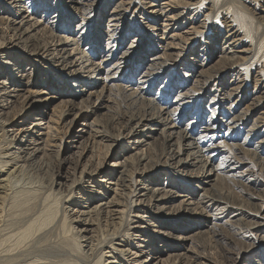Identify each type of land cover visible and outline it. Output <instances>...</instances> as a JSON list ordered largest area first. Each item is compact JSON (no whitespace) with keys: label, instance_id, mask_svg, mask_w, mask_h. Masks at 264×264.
<instances>
[{"label":"bare ground","instance_id":"bare-ground-1","mask_svg":"<svg viewBox=\"0 0 264 264\" xmlns=\"http://www.w3.org/2000/svg\"><path fill=\"white\" fill-rule=\"evenodd\" d=\"M0 1H2L0 9L6 14L0 16V24L5 25V33L10 34L6 41L0 40V52L5 49L15 50L19 43L20 49L25 52L28 58L29 56L32 58L41 57L53 72L62 77L63 81L67 79V83L71 86L78 87L75 92L78 93V97L82 98L80 102L87 100L82 107L71 104V101H68V106L62 102L49 115L48 124L44 128L47 131L38 133L40 136L34 138L31 134L35 131L39 132V122H28L29 125L33 124L32 128L35 130H29V126L23 130L15 126L17 124L16 117L23 118L32 106L28 102L29 97L44 92V99L49 100L56 95H63L66 91L60 93L50 84L41 82L38 85L33 79V75L30 77L20 75V79L16 80L14 75L12 77V73H8L9 85H4L0 81V113L3 115V117L0 116V222L3 219L6 202H8L6 199L12 195L8 192L11 184L10 179L24 167L23 165L21 167L18 162L35 164L33 160L37 158L38 154H42L44 158L46 155L44 151L51 150V147L60 149L61 147L56 145L57 142L59 141L60 146H63L72 136L69 127L75 124L78 118L84 117L85 119L90 113L96 112L99 116H95L94 121L83 124L87 130H83L84 128L77 130V132L87 133V139L90 138L91 143L89 149H85L82 142L78 146L80 140H76L77 144H73L74 148H78L77 162L75 161L76 165L73 167V179L68 185L67 193H60V202L69 205L68 210L72 212L74 220L83 227V230L96 225L93 215L95 213V216L102 215V218H105L106 222L108 221L113 230H115V225L124 221L122 218L126 216L129 209L138 213L134 212L133 215H128V217H132L127 219V227L132 231H129L126 237L121 238V235L118 237L116 232L106 233V237L110 236L109 241L102 245L96 244L98 247L95 249L98 253L96 259L93 258L95 261H92V264H163L162 262L165 261L167 264H183L184 262L195 264L194 259L198 258L206 259L211 264H253L254 260L256 262H260L258 259L264 261L262 253L258 259L254 258L257 257V251L253 243H250L249 237L245 235L240 238L239 235L243 228L239 224L236 225L238 220L231 219V221L228 219L229 216L226 218L228 214L230 217L232 214L237 215L247 207L253 208L251 214L255 217L263 218V202H261L262 204L246 203L245 205L242 201L238 202L232 196H228L222 190V184L226 180H242L239 183L243 182L244 184L240 188H243L244 185L248 186L246 185L248 182L254 185L264 182V158H257L256 152L248 149L250 145L248 137H255L256 132L259 131L256 125H253L249 128L250 132L247 135L242 134L240 127L245 122V115L242 116L241 111L240 115L234 112L237 110L238 99L234 101L232 95L223 91L224 87L229 88L230 84L220 82L226 75H230L237 83L239 80L235 81V79H239L242 73V68L238 66L247 63V60H244L241 55L232 52L231 49L236 47V43L224 40L222 49H217L214 45L211 51H207V56H202L200 59H198L200 56L194 57L193 60H197L199 63L198 65L193 64L192 67L188 66L186 70L188 72L199 66V72L202 73V67L215 56L219 60L222 58L226 61L225 63L221 59L219 65L215 66L216 69L205 75V79L194 78L192 72L191 74L184 72V79L178 80L174 72L176 69L182 68L183 61L191 50L188 49L187 52V49L182 47L178 51L172 52L174 47L169 44V46L160 48L161 54H157V45V48H151V43H149V47L143 48V42L145 39L147 40L144 30L136 28L130 22L126 23L122 4L115 0H54L53 5H49V0ZM151 6L153 3L139 0L135 9L145 11ZM154 6H161V3L156 4L155 2ZM220 11L224 14L221 16L223 22L231 30L234 24L228 25V21H231L228 16L229 11L225 8ZM167 13L166 10L164 16L173 20L175 16H168ZM216 13L218 14L214 15L218 16L219 12ZM201 23H205V28L209 30V27H206V20ZM0 31H3V28L0 27ZM192 32L195 36V33H200L196 28ZM240 33V30L235 28L228 36L235 37ZM201 36L209 38L210 35L202 33ZM241 40L245 41L243 38ZM7 43L12 44L11 47H7L9 45ZM236 48L233 50L237 51ZM192 53L195 51L192 50ZM12 60L20 63L19 59L12 58ZM14 69L17 70L16 66ZM163 75L166 76L164 83L160 86L163 91H157L154 97L148 96L147 93L151 91L152 85L163 80ZM214 79L216 80L215 84L217 83L219 97L207 99V104L204 105L205 102L203 103L200 97L210 92L212 88L209 89V85ZM218 85L223 86L221 88ZM237 85L236 88H241L240 84ZM168 86L172 87L167 90ZM165 90L168 94L164 92ZM192 92L199 99L191 97ZM113 96L120 97L123 107V109L120 108V111L112 112L109 107L108 102L113 99ZM171 96H173L172 100ZM205 109L209 111L207 119L203 118L206 114ZM220 112L222 116L217 117ZM200 115H202V122L198 120ZM187 117L188 120L182 127V122ZM7 126H15L13 133L18 130H22V132L28 130L30 135H22L20 140L15 135L13 139L7 140L8 136L5 137ZM38 128L39 130H37ZM224 131L227 132L226 139L230 141L229 143L234 144L233 148L226 152H223L213 142L215 136ZM155 134L156 136H154ZM75 136L82 138L83 135ZM95 139L111 141V144L103 145L106 147L103 160L98 159L94 164H91L88 159L90 155L87 157V152H92ZM261 142H264V138ZM261 142L255 145L256 148L261 145L264 147V143L261 144ZM121 143L127 145L126 151L133 153L123 156L125 164L117 162V160L107 163L106 158L110 156L119 158L120 154L115 152L113 147L120 146ZM12 144L18 145L16 149ZM160 146L162 149H159ZM84 156L86 159L80 163ZM54 162L56 166H61L68 161L55 160ZM117 171L119 173L118 180L115 176ZM161 171L182 177L190 184L194 183L192 185L194 192H201L198 193L201 195L198 200L192 194L176 195L180 197L182 216L187 218L194 216L198 221L197 223L192 222V228L179 226L177 219L180 216L166 209L165 203L170 196L162 192L159 182ZM49 183L51 185L52 180ZM93 184L95 189H86ZM135 185L138 187L135 188ZM120 186L122 189L119 188ZM127 186L134 187L133 189L128 188L129 196H131V203L128 204L124 201L123 203L119 198L121 190ZM110 192H113L117 197L110 196L111 198H109ZM57 196H52V202L48 203L49 205L45 204L46 207H43L45 209L38 211L39 213L35 214V217H32L27 225L13 231L12 235L9 232L10 236L8 235L4 242V248L0 249V257L4 259L11 257L12 255L9 253L11 250L15 251L19 246H26L25 243L29 238L49 223V220H52L50 218L56 215V206L57 203L59 204ZM92 203L94 205H91ZM144 203L145 205H143ZM32 204L34 205L31 207L25 205V211L35 213L34 211L37 210L35 206L38 203ZM250 204L252 206H249ZM23 205L24 203L19 201V203H12L11 207H16L14 210H18L17 207ZM139 206H143V209L138 208ZM18 211L21 213L20 210ZM25 211L22 213L23 217H26ZM246 211L250 212L248 209ZM31 213H29L30 216ZM62 217L61 221L65 232H70L66 214H63ZM95 220L97 219L95 218ZM200 225H205L211 234L213 233L210 237H214L213 240L210 238L205 246L201 245L203 250L208 251L207 254L198 250L199 240H195L193 237L195 232H191L193 229H198ZM225 225L228 226L227 228L230 227V230L224 228ZM237 234L239 235L235 236ZM227 237L230 238V242L234 243H232L233 246L229 245ZM135 239L136 241L133 243L132 240ZM178 241L181 244L178 245ZM187 241L189 244H186ZM7 243L9 244L6 245ZM126 246L134 249L133 252L129 253V248H125ZM105 248L109 250L107 251ZM145 250H148L149 254L146 258L141 259V254ZM73 252L76 253L74 249ZM188 252L190 254H187ZM198 252L203 254L199 255ZM109 253L114 255L111 260L104 258L111 256ZM117 254H121V257L117 258ZM129 254H132L130 256L133 257L129 258ZM213 254L219 256L220 259L216 261L214 256L212 257ZM212 258L215 262L212 261ZM262 262L260 264H264Z\"/></svg>","mask_w":264,"mask_h":264},{"label":"rangeland","instance_id":"rangeland-1","mask_svg":"<svg viewBox=\"0 0 264 264\" xmlns=\"http://www.w3.org/2000/svg\"><path fill=\"white\" fill-rule=\"evenodd\" d=\"M115 1L122 4V10L125 11V15H126L125 16L126 23L130 22V24H132L136 28L144 30V34H146L145 36L147 40L145 39V42H143V48L149 47L148 45L149 43H151V48H157L156 47L157 45L158 46L157 54H161L160 48L169 46V44L172 45L171 47H174L172 52H176L182 47L183 48L185 47L187 49V52H188V49L191 50V52H188L187 58L184 59L183 61L184 64L183 66H181L182 68L176 69V71L174 72V74L177 75L178 80H180V78L184 79L183 78L184 72H187L188 74H191L192 72L193 75L195 76L194 78L205 79L206 78L205 75H208L213 70H215L216 69L215 66L219 65V61L222 58H220L219 60L217 56L213 57L211 61L207 62V64L204 67H202L203 69L202 73L199 72L200 71L199 66L196 68L194 67L195 70L188 72L186 71L188 66L192 67L193 64L196 63L198 65L199 63L197 60H196L197 62L193 60L194 57L197 55V57L200 56L198 58L200 59L202 56L204 57L207 56L208 54L207 51H211L214 45H216L217 49H222V45H223L222 42L224 40L225 41L230 40L236 43L235 45L237 48L236 47L234 48L238 49L237 50L238 52L236 50H233L234 48L231 49L232 52L234 51V53L241 55L244 60H247V63L243 64L242 66H238L242 68V73L239 76V79H235V81L239 80L237 83L233 81L234 78L233 76H230V75H226L224 79H222L220 82L223 84H230V86L235 89L233 90L229 86L230 89L224 87L223 91L232 95L233 96L232 98H234L233 99L234 101L238 99L237 100V104H238L237 110H234V112L240 115V111H241V113H243L242 116L245 115V118H244L245 122L240 127L242 134L244 136L247 135L250 132L249 128L253 125H256L259 132H256V134L254 135L255 137L252 136L253 133L251 135L252 137H248L250 140V145L248 146V149L255 151L257 158L258 157L264 158L263 145L259 146L258 148H256L257 146H255L259 144V142H261L264 138V0H179V1L178 0H155V1L146 0L150 3H153V6H151L150 9H147L145 11L135 9L137 2L139 0H115ZM1 2L2 1H0V5H2ZM155 2L156 4L158 2L161 3V6H154ZM53 4H54V0H49V5H53ZM223 8L227 9L230 13L228 14V16L230 17L231 21L230 22L228 21V25L229 24L232 25V23L234 24L233 25L234 27L231 30L229 27L227 28L226 26L227 24L225 25L221 17L223 12L220 11V9L223 10ZM166 10L168 11L167 13L168 16H172V15L173 17L175 16L173 20H170L171 19L170 17L166 18V16H164ZM216 12H219L218 16H216L218 14ZM5 15L6 14L2 12L0 9V16H5ZM205 20L207 21L206 27H209V30L205 28L204 26L205 23H201V22H204ZM0 27L3 28V31H0V40L2 39L3 41L4 40L6 41V39H9L10 34L5 33V28H6L5 25L0 24ZM194 28H196L200 32V33H195L196 36L194 35V32H192ZM235 28H238L241 33L235 37L228 36V34L231 33ZM202 33L210 35L209 38H207V36L206 37L201 36ZM242 38L245 39V41L241 40ZM242 41L243 43H241ZM15 42L17 44V41ZM8 44L9 43H7V45ZM11 45L12 44H9L7 47H11ZM16 46H17L16 47L17 49L15 50L8 51V49L7 50L5 49L0 52L1 53L0 54V81H2V84L9 85L10 78L8 77V73H12V77L14 75L16 80L20 79V75L27 76V77H30V75H33V79L36 80L38 85H40V82H41L45 84H50L60 93H63L64 91H66L63 95L62 94L56 95L55 97L49 100L44 99L45 98L44 92H40V93L31 95L29 97L28 102L32 106L28 110L27 114L23 116V118L16 117L17 124H15V126H17V128H20V129L22 128V130L24 128L27 129L28 128L27 126H29L28 128L29 130L30 129L35 130L32 128L33 124L29 125L28 122H31V121L33 123L39 122L40 130L39 128L37 129L39 130V132L35 131L33 134H31L35 138L36 136L39 135L38 133L47 131V130H44V128L46 124H48L49 115L52 113V110L57 108L62 102H65L64 104L68 106L69 105L68 101H71V104H76L75 106L82 107L85 104V101L87 100H85L84 102H80V99L82 98L78 97V93L75 92L78 90V87L71 86L69 83H67V79L63 81L62 77L58 75V73L53 72L52 69L49 68L47 63L43 61L41 57L37 56V57L32 58L29 56L30 58L29 59L28 56L25 54V52L20 49L21 45L18 43V45ZM192 50L195 51V53H192ZM12 58L19 59L20 63L18 64L17 62L12 60ZM253 60H255L256 62ZM224 61L225 60H223V62ZM188 64H191V65H188ZM14 66H16L17 70L14 69ZM223 74H222V78H223ZM164 79H166L165 75H163V80H160L156 84L152 85L151 91H149L147 95L154 97L157 91H163L160 86L164 83L163 82ZM240 79H243V80L241 81ZM215 82H216L215 79L211 81L209 85V89L211 88L212 89L210 90V92L203 94L200 97L203 103L205 102L204 105L207 104L206 102L207 99L209 98L216 99L219 97L218 96L219 91H217L218 87L216 86L217 83L215 84ZM237 84H240L241 88L239 87L236 88L238 86ZM222 86L223 85L219 87L222 88ZM171 87L172 86H168L166 89L168 90V88H171ZM167 90L164 91L166 94H168ZM20 92H22V90H20ZM193 96L195 97V99H199V97H196L197 95H195L194 93L193 95H191V97ZM172 97L173 96H171V100L173 99ZM112 98L114 100L111 99L110 102H108L111 111L117 112L123 109V107L121 106L120 97L113 96ZM195 101H198V100H195ZM205 112L206 114L204 115L203 118L207 119V117H209V111L205 109ZM193 114L195 115V113ZM0 116L3 117L1 113H0ZM95 116H99V115H97L96 112H92L87 117H85V119L84 117L78 118L77 122H75V124L69 127V130L71 131L70 135L72 136L69 138L67 144H63V146H60L61 144L58 143L59 142L58 141L56 145L61 148L58 149V147H51V150L44 151L46 153L44 158L42 154H38L37 158L33 160V162L35 161V164L30 165L22 161L18 162V164H20L21 167L22 165L24 167H22L20 171L18 170L10 179L11 184H10V189L8 190V192L9 194H12V195L9 196L8 199H6V201H8L9 203L6 202L5 211L3 213L4 215L2 216L3 219L0 222V239H1L0 245L2 244V246H0V249L4 248L3 244L4 242H6L9 232H11V235H12L13 231L15 232L16 230L27 225L28 224L27 222H29V220H31L32 217H35L34 216L35 214L37 215L40 211L45 209L43 207H46V205H49L52 202V196L54 195L57 196L58 194L57 197H59L60 193L61 194L67 193V189L69 187L68 185H70L73 179V174H72L73 167L76 165L75 163L77 159L76 155L78 154V151H77L78 148H74L73 144H77L75 141L80 140V142L78 143V146H80L82 142L85 149H89V145L91 143L90 138L87 139V133L77 132V130L80 128H84L83 130H87L83 124L85 122L94 121ZM218 116H222L221 112L218 113L217 117ZM201 118H202V115L199 116L198 120H201L202 122L203 120ZM187 120H188V117L183 120L182 125H181L182 127L184 126V123ZM15 126L6 127L7 134L5 135V137L8 136L7 140L13 139L15 135H16L15 137L18 138L19 140L22 137V135H30V132L28 130H26L25 132H22V130L20 131L18 130L16 133L15 132L13 133L12 131L15 128ZM75 135H78V136L83 135V136L82 138H79ZM226 135H227L226 131L219 132L215 136L214 141H213L216 146L222 149L223 152L229 151V149L233 148L232 146L234 145L233 143H229L230 141L226 139ZM154 136H156V134ZM27 138L29 139V137ZM157 139H160V138H157ZM95 141L96 142L93 143L92 152H87V157L90 155L89 156L90 158L88 159L91 162V164H94V162L98 161V159L103 160V154H105L106 152V147L103 145L111 144V141H106V140L95 139ZM262 143L264 142H261V144ZM12 146H14L15 147L14 149H16L18 145L12 144ZM113 149L115 150V152H118L120 154L118 156L119 158L116 159L115 157L110 156L109 158H106L107 163L117 160V162H122V164H125L123 156H128L129 154L133 153L132 151H126L127 145L125 143H121L120 146H115L113 147ZM159 149H162L161 146ZM84 159H86V156H84L83 159H81L80 163H82ZM55 160H62V161L67 160L68 162H65L61 166L60 165L56 166L54 162ZM115 176H116V180H118L119 178L118 171L115 173ZM51 180L53 184L51 183L50 185L49 181ZM239 181H242V180H239ZM239 181H235V180L224 181L222 184V190H224L228 196H232V198L236 199L238 202L242 201L245 205L246 203H255V204L257 203L258 204L261 202H263L264 204V182H262L261 184H257V185L250 184L248 182L246 184L248 186L244 185L243 188H240V186L244 183L243 182L239 183ZM159 182L161 183L162 192L166 193L167 196H170V198L165 203L166 209L170 210L171 213H174L180 216L177 219V223L179 226L187 227L189 229L192 228L191 226L192 222L197 223L198 221L195 219L194 216H190L188 218L182 216L183 214L182 204L179 202L180 197L176 195L178 194L191 195L192 194V196H194L195 199L198 200L201 196V195H198L200 191L194 192L195 190L192 188V185H194V183L190 184L189 182H186V180L183 179L182 177H179L177 175H174L173 173L171 174V173H167L164 171H161ZM134 187L136 188L138 187V185H135ZM134 187H130V188L133 189ZM91 188L95 189L96 187L93 184L92 186L87 187L86 189L93 190ZM119 188L122 189L121 186ZM128 188L129 186L123 187V190H121L119 194V198H121L120 200L122 202L123 201L126 202V204L131 203V200H130L131 196H129L130 188L129 189ZM22 191L24 192L22 193ZM244 191L246 192L244 193ZM124 193H125V196H124ZM24 195L25 196L28 195V197H25ZM33 196L34 198H32ZM108 196L109 198L113 196L117 197V195H115L113 192H110ZM125 198H128V199H125ZM14 200L18 203L19 201L20 203H24L23 206L17 207L19 208L18 210H20L21 213L18 210H14L16 207H11L12 203H16ZM22 201H25V202H22ZM26 201H29V202L26 203ZM30 201H33V202H30ZM34 202H37L39 204L35 206L37 207L35 208L37 209L34 211L35 213H31L30 211H25L24 209L25 205L28 207L29 206L31 207L34 205L32 204ZM58 202L60 206L57 203L56 215H54L53 218L52 217L50 218L52 220H49L50 221L49 223H47L43 228L36 231L29 238V240L27 239L28 241L26 243L24 242L26 246L24 245H22L23 247L19 246V248L15 249V251L11 250L9 252L10 255H12L11 257L5 258V259L3 257H0V264H90V263L92 264L95 261L94 259H96V256L98 253L97 249H95L98 247V245L96 244L100 243L102 245L103 243H106L109 241L110 236L106 237V233L116 232L115 234H117L118 237L120 235H121V238L126 237V235L129 234V231H132L128 229L127 227V222H128L127 219L132 217V216L128 217V215L130 214L133 215L134 212L138 213L137 211L133 212V209H131L132 210L131 212V210L129 209L130 211L128 210L126 216L122 218V220L124 221L122 222L120 221V224L115 225L114 227L115 230H113V228L108 224V221L106 222L105 218H102L103 217L102 215L95 216L96 214L95 213L93 215L97 219L95 220L94 218V223L96 225H92L88 227L86 230H83V227L80 226V224L77 223L76 220H74V217H73L74 215H71L72 212L68 210L69 205H67V203L65 202L61 203L60 197L58 198ZM91 205H94V204L92 203ZM143 205H145V203ZM249 206H252V205L250 204ZM117 208L120 209V207H117ZM138 208L143 209V206H139ZM247 209L250 211L249 213L246 211ZM247 209L244 208L237 215L232 214L231 217L228 214L226 218L229 216L228 219L230 220L231 219L233 221L238 220V222H236V225L239 224V226H241L244 229V231L243 229H241V234L240 235L237 234L235 236L239 235L241 236L240 238H242L243 236L246 235L247 237H249L248 239L250 243L251 244L253 243V245L255 246V250L257 251V257H254V258L258 259L261 255L264 257V217L257 218L253 214H251L253 208L247 207ZM24 211L26 213V217H23L22 213H24ZM19 213L22 215H20ZM29 213H31V216ZM63 214H66L67 216L66 222L70 224L69 225L70 232L68 231L65 232L64 227L62 226L61 220L63 219L62 217ZM64 218L66 220L65 216ZM116 227L119 229H117ZM225 227L227 228L228 226L225 225L224 228ZM227 229L230 230V227ZM87 230H90V231H87ZM162 230L164 229L162 228ZM191 232H195L193 234V237L195 238V240H199L200 247L198 250L200 251L202 250L201 252L203 253L206 252L207 254L208 251L203 250V246L201 245L203 244L205 246L209 242V239L211 238L210 236L213 233L211 234L210 230L207 229L205 225H200L198 229H193ZM2 237H5L6 239H3ZM213 238H211V240H213ZM235 238H238V237H235ZM96 240L99 242H95ZM228 240H229L228 242L229 245L233 246L234 243L232 241L230 242V238L227 237V241ZM135 241L136 239L132 240L133 243ZM93 242L95 243L93 244ZM8 244L9 243H7L6 245ZM177 244L179 245L181 244V242L178 241ZM186 244H189V241H187ZM72 248L74 249V251H76V253L73 252ZM125 248H129V247L126 246ZM195 248L197 247L195 246ZM105 250L108 251L109 249L105 248ZM128 250L130 251L129 253H132L134 249L129 248ZM201 252H198V254L202 255L203 253ZM260 253L262 254L260 255ZM87 254L89 255V257ZM148 254H149L148 250L143 251V254H141V259L146 258ZM187 254H190V252H188ZM106 255H108L107 252H106ZM130 255L132 254H129V256ZM214 255L215 254H213L212 257ZM111 257H114V255L111 254V256H105L104 258L105 259L108 258L107 260H111L112 259ZM120 257H121V254H117V258H120ZM131 257L133 256H130L129 258ZM216 257L217 256H214L213 258L216 261H218L220 257L219 256L217 258ZM213 258H212V261L215 262ZM194 260H195V264H201V263L211 264L210 261L206 259H202V258L200 259L198 258ZM258 261L262 262L261 259H258ZM253 262H254L253 264H260V262H256L255 260ZM162 263L167 264L166 261ZM187 263L189 264L190 262H187ZM187 263L184 262L183 264H187Z\"/></svg>","mask_w":264,"mask_h":264}]
</instances>
